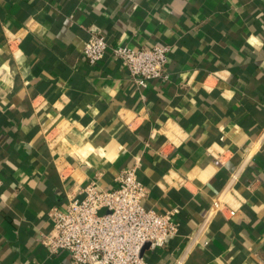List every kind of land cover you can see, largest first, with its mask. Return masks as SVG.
<instances>
[{
	"label": "crops",
	"instance_id": "1",
	"mask_svg": "<svg viewBox=\"0 0 264 264\" xmlns=\"http://www.w3.org/2000/svg\"><path fill=\"white\" fill-rule=\"evenodd\" d=\"M93 29L170 45L169 78L90 65ZM133 166L146 208H180L150 264H264V0H0V264H71L48 211ZM222 192L237 214L191 242Z\"/></svg>",
	"mask_w": 264,
	"mask_h": 264
},
{
	"label": "built area",
	"instance_id": "2",
	"mask_svg": "<svg viewBox=\"0 0 264 264\" xmlns=\"http://www.w3.org/2000/svg\"><path fill=\"white\" fill-rule=\"evenodd\" d=\"M170 49L168 44L143 48L113 45L103 32L93 29L83 56L95 65L109 55L127 68L138 87H146L150 80L169 78ZM83 192V197L69 196L65 208L54 206L48 211L52 229L41 240L48 256L64 251L71 264H150L143 248L147 244L151 249L163 247L178 233L176 215L180 208L163 213L146 208L143 200L148 189L139 179L136 166L123 169L113 189L101 187L96 177L87 182ZM217 214H237L235 208L228 206L224 192L213 198L207 216L190 237L191 242L203 235Z\"/></svg>",
	"mask_w": 264,
	"mask_h": 264
}]
</instances>
